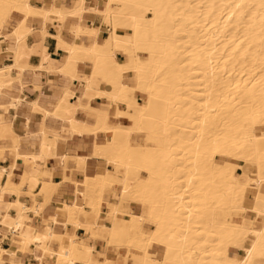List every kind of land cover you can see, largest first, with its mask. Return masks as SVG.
Masks as SVG:
<instances>
[{"label": "bare ground", "instance_id": "obj_1", "mask_svg": "<svg viewBox=\"0 0 264 264\" xmlns=\"http://www.w3.org/2000/svg\"><path fill=\"white\" fill-rule=\"evenodd\" d=\"M74 1L76 7L65 10L64 17L81 18L85 0ZM62 12L54 4L37 7L31 0H0V29L14 13L21 15L12 32L3 33L7 44L2 54L12 63L0 65V161L7 160L8 153L13 158L9 167H0V264H30L14 261L17 250L29 251L36 264H121L128 258L136 264H264V0H105L103 9L95 7L107 30L103 42L97 39L99 28L77 25L75 37L86 33L89 46L57 37L64 52L61 66L56 68L44 49L38 52L39 66L27 65L33 51L26 44L32 31L27 18L38 15L45 21ZM117 51L125 62L116 60ZM84 61L91 63L89 75L77 70ZM27 67L33 73L54 71L81 85L80 95L72 92L68 97L63 90L52 108L38 100L29 102L42 122L36 134L24 133L37 137L25 153L23 135L1 111L9 106L16 112L27 103L21 95ZM102 81L106 89L100 88ZM136 93L142 95L141 104ZM84 96L88 101L81 104ZM94 98L124 104L126 111L115 108V114L127 117L131 125L108 126V111L92 106ZM78 108L88 109L96 124L75 119ZM49 115L68 123L71 133L105 134L93 155L106 158L123 175L101 169L80 182L64 178L80 191L94 192L88 195V206L97 216L105 202L107 216L128 226L122 232L81 220L79 202L57 209L64 221L54 217L44 231L32 227L28 213L40 215L60 183L34 174L43 159L56 155L59 136L43 125ZM135 134L144 141L131 142ZM19 160L25 167L15 182ZM132 170L145 176L131 179ZM179 176H184L182 184ZM25 186L32 194L31 207L20 200ZM116 188L118 200L105 201L104 195ZM41 194L43 203L36 200ZM126 194L141 204L144 214L124 209ZM13 195L15 200L10 199ZM145 220L154 225L150 233L142 229ZM58 222L64 228L70 224L75 230H101L107 245L114 247L123 245L117 241L123 233L124 245L139 252L126 251L110 261L75 233L56 232L53 224ZM7 236L9 249L1 244ZM52 242L56 249L50 247ZM152 242L161 247V257L149 251Z\"/></svg>", "mask_w": 264, "mask_h": 264}, {"label": "crops", "instance_id": "obj_2", "mask_svg": "<svg viewBox=\"0 0 264 264\" xmlns=\"http://www.w3.org/2000/svg\"><path fill=\"white\" fill-rule=\"evenodd\" d=\"M31 1L32 4L37 7H47L49 4H54L55 7L60 8L63 12L62 14L57 15L50 14L45 21L41 16L38 15L29 16L27 18L26 25L29 28L31 27L32 31L26 39V44L32 47L33 50L27 61V65L29 66L36 67L40 65L41 57L38 52H40L42 49L50 54V60L53 64H55L56 68L64 63V59L62 58L64 52L61 48L58 47L57 37H59L60 40L67 42L68 44L77 42L82 45L89 46L91 44V39L86 33H80L78 37H75L76 32L79 31H77V28L75 30V27L77 25V27L80 26L81 28H99V33L97 35V39L99 42H103L104 38L107 36L106 26L102 23L101 20L102 17L99 13L95 12V7L98 9L104 8L105 0H85V10H83L81 18L78 14H67V17L63 16L67 13L65 10H73L76 7V3L74 0ZM12 17L13 18L7 21L2 29H0V65L12 63L10 58H7L5 54H2L6 49L7 44V40L4 39L3 33L12 32L15 23L20 20L21 15H19V13H14ZM72 26H74L73 30H71ZM116 60L118 62H125L126 57L121 52L117 51ZM77 70L80 75H89L91 73V63L88 61L79 62ZM44 72L45 71L40 72L37 70L35 73H33L32 69L27 67L23 74L25 88L21 93V95L26 98L27 103L20 105L16 112L12 111L9 106L1 111V114L5 119H12L15 132L17 134H20V136L23 135V138L21 140V150L25 153L31 151L30 142H36L37 137L27 138L24 136V133L27 131L28 133L30 132L31 134H36L42 122L41 113L33 110L29 102L38 100L39 102L52 108V106L56 104L58 99L63 96L64 91L68 97H70V94L72 92H76L80 95L78 89L80 88L81 84L77 82V80L72 82L69 76H62L60 73L54 71ZM104 83L105 82L101 83V89L107 88V84ZM36 85L39 88H36ZM136 97L139 100L138 102L141 104L142 95L140 93H136ZM87 101L88 98L84 96L81 100V104H86ZM73 102H75V104H78V101ZM91 105L98 110H105L106 112L108 111L107 114L110 117L107 122L108 126L128 127L131 125V122L127 117H116L115 108L119 111H126V107L123 104H119L117 107H115L111 105V102L106 98H94L91 101ZM14 113H16L17 115L15 114L14 116ZM74 118L84 122L89 126H94L96 124L95 118L91 114H89L88 109L82 110V108H78L76 113L74 114ZM44 120L46 121H43L44 127L50 133L58 135L59 139L55 148L56 155L51 158L43 159L38 169L34 171V174L38 177H50L52 178L53 182L60 183L55 189L56 191L53 192L50 201L45 204L40 215L33 214L32 212L28 213L33 219L31 221L32 227L37 228V230L39 231H44V227L50 223L49 220H51L52 218L55 217L61 222L64 221L66 217L56 215L57 209L63 204H73L75 202H79L83 208V213H81L79 216L84 222L92 225L96 224L98 226H109L108 228H111L112 226V229L117 233L122 232L123 230L128 228V226L123 225L120 220H114V216H107L106 213L108 211V207L105 202L101 205L98 216L92 213L88 206V198L82 191L79 190L80 187L78 189L75 185L70 184L69 181L65 180V178L68 177L72 181L80 182L83 180L84 175L94 176L98 174L101 169H106L108 172L117 174L118 176L123 175L122 170L119 169L115 164L111 162L109 163L106 158L93 155L94 145L103 143L105 141V134L103 132H98L97 136L94 137L90 132H83L82 134L71 133L68 130L70 125L60 120L59 118L49 115ZM143 140V135L135 134L133 135L131 142L142 143ZM64 156L67 157L64 158ZM79 157H84L85 161L81 162L79 160ZM6 159L7 160L5 161H0V167L10 166L13 161L12 155L8 153L6 155ZM17 165V172H15L13 175V180L15 182H18L20 180L18 171L24 169L25 167L24 163L21 160L17 161ZM144 176V174L139 175V173L135 170H132L128 174V177L131 179H137ZM38 191V188L34 189L33 193L37 194ZM21 193L22 196L20 197V200L26 203L28 207H31L34 202L31 200L32 194L28 192L26 186L23 188V190H21ZM2 196L3 195H0V198ZM118 197L119 190L116 188L111 194L106 193L103 199L105 201L115 203L118 200ZM123 198L128 201V204L123 205L124 209L135 215L144 214V209L143 207H141V204L132 202L130 200V196L127 194L123 195ZM10 199L15 200V196L13 195L12 197H10ZM36 200L43 203L44 196L42 194L38 195L36 196ZM246 215L252 216V214L249 212ZM61 222H58L59 224H53V228L56 232L66 231L70 234L75 233L78 238H82L86 244L94 245L93 249L94 251H96L95 253L105 252L106 256L111 259L110 261L117 260L118 256L124 257V253L126 251L139 252V250L135 248L127 249L124 246L114 247L107 245V242L105 240L106 236L101 232V230L94 229V227H91L92 229L90 230L85 227L75 230L70 224L67 225L66 228L62 227ZM153 227V223L149 220H145L142 225V229L146 233H150ZM34 228L28 231L30 233H33V231L35 230ZM8 237L9 236H7L5 240L1 242L2 247H4L5 249H9L11 247ZM117 241L121 244H124L126 243L127 238L123 233H120L117 237ZM50 247L52 249H56L57 244L55 242H52L50 244ZM149 251L154 253L156 257H161L162 249L159 245L153 244L152 248H150ZM16 255L17 256H15L14 261L23 260L24 262H29L30 264H36V260H34L29 251L22 252L21 250H17ZM49 261L52 262V259H50ZM120 262L121 264H136L131 258L120 260Z\"/></svg>", "mask_w": 264, "mask_h": 264}, {"label": "rangeland", "instance_id": "obj_3", "mask_svg": "<svg viewBox=\"0 0 264 264\" xmlns=\"http://www.w3.org/2000/svg\"><path fill=\"white\" fill-rule=\"evenodd\" d=\"M205 84H206V83H205ZM202 85H204V83H203ZM123 105H124V104H123ZM115 107H117V106H115ZM143 141H144V140H143ZM143 141H142V142H143ZM178 152H179V151H177V153H178ZM179 153H180V152H179ZM180 156H181V155H180ZM218 160L220 161V159H218ZM180 174L182 175V173H180ZM180 174H179V175H180ZM174 176L177 178V174L174 175ZM172 177H173V175H172ZM173 178H174V177H173ZM180 178H182V179L180 180ZM183 179H184V176H182V177L179 176V177H178L177 180H180V183H179V184H182V183H183V181H182ZM79 190H80V189H79ZM81 191H82V190H81ZM82 192L85 194V196H86L87 198H88V195H90V196H93V195H94V192H89V193H88V192H85V191H82ZM120 244H121V243H120ZM153 244H156V245H157L156 242H155V243L152 242V243H151V247L153 246ZM121 246H124V247H126L127 249H131V248H133V247L130 248L129 246H127V244H126V245L123 244V245H121ZM121 246H117V247H121ZM77 247H79V246H77ZM135 249H136V248H135ZM231 254H233V252H232Z\"/></svg>", "mask_w": 264, "mask_h": 264}]
</instances>
